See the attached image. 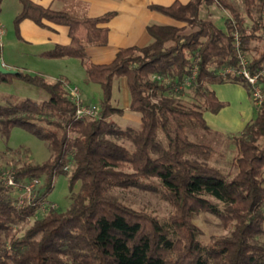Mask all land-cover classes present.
<instances>
[{
	"label": "trees",
	"instance_id": "obj_1",
	"mask_svg": "<svg viewBox=\"0 0 264 264\" xmlns=\"http://www.w3.org/2000/svg\"><path fill=\"white\" fill-rule=\"evenodd\" d=\"M19 1L16 27L27 17L43 26H49L46 20L68 26L70 42L44 54L81 59L88 80L100 85V115H76L71 84L63 77L0 72V80L17 75L48 92L40 101L24 97L0 104V132L7 137L15 125L23 126L51 150L42 162L9 167L20 183L41 180L32 198L3 181L2 172L9 168L0 165V264H264V240L259 238L264 232V101L233 136L237 170L230 177L211 161L216 152L212 140L189 134L190 124L209 129L205 109L217 112L227 104L211 84L240 83L252 96L245 77L235 72L224 77L221 71L239 65L235 32L250 67L264 65V0L151 4L183 24L148 25L153 42L122 46L105 63L94 62L87 47L107 44L105 23L114 11L79 16L34 0ZM205 1L230 11L224 27L199 16ZM119 76L127 78L130 108L141 112L138 127L112 119L124 112L112 104ZM159 131L166 145L157 142ZM59 174L69 177L72 201L65 208L44 209ZM154 179L172 205L165 220L110 192L112 187L146 188L147 180ZM204 210L217 214L227 230L209 243L202 242L203 230L195 222Z\"/></svg>",
	"mask_w": 264,
	"mask_h": 264
},
{
	"label": "crops",
	"instance_id": "obj_2",
	"mask_svg": "<svg viewBox=\"0 0 264 264\" xmlns=\"http://www.w3.org/2000/svg\"><path fill=\"white\" fill-rule=\"evenodd\" d=\"M45 6L55 9H64L79 16H99L108 11L114 15L105 24L109 26V40L105 45H90L87 47L90 58L96 63L110 62L114 59L118 49L122 46H144L154 41L148 31V25L157 24H183L155 8L151 4L169 5L175 0H34ZM187 2L189 0H180ZM19 0H0V20L5 29V41L2 43L1 55L7 67L19 70H28L45 75L49 79L63 77L69 84H77L86 102L99 103L94 99L98 92L94 82L86 77L81 69V59L75 56L49 57L45 51L52 49L57 44L70 42L69 28L67 25L46 20L49 26H43L31 18H24L16 27L14 18L21 10ZM6 24H5V22ZM7 46V49L5 47ZM84 65V64H83ZM85 67V66H84ZM239 93L238 103L221 96L227 101L219 111L214 112V123L217 130L224 136L221 155L230 149L232 135L239 134L245 125L251 121L257 108L247 89L240 83L233 82ZM241 86L243 89H239ZM131 93L127 78H115L112 89V104L122 108V114L115 113L112 119L122 126H139L141 112L130 108ZM207 119V118H206ZM208 122V119H207ZM209 124V122H208ZM210 126V125H209ZM225 135H224V134ZM227 134V135H226ZM217 136L218 133H217ZM229 143V144H227ZM216 149V148H215Z\"/></svg>",
	"mask_w": 264,
	"mask_h": 264
},
{
	"label": "rangeland",
	"instance_id": "obj_3",
	"mask_svg": "<svg viewBox=\"0 0 264 264\" xmlns=\"http://www.w3.org/2000/svg\"><path fill=\"white\" fill-rule=\"evenodd\" d=\"M230 14L231 13L228 9L223 8L215 1L203 2L199 11L200 17L211 18L221 27H224V20L226 16ZM4 41L5 36L3 37L2 43ZM1 48L3 47L1 46ZM5 49H7V46ZM80 65L87 77V71L84 65ZM232 83L233 82L213 83L210 85V87L214 88L221 96H226V98L230 99L234 106L236 103H238L237 98H239V93L237 88H234L235 85ZM94 85L98 89V92L96 93L97 96L94 97V99L98 101V93H100L101 89L99 84L95 83ZM239 89L244 90V88L241 86H239ZM182 96L184 98L186 97L185 99H190L189 96H185L184 94ZM24 97L40 101L48 97V92L44 88L30 83L17 75H12L11 78L7 80H0V104L16 102ZM204 115L208 119L210 125L209 129L205 130L196 124H190L189 134L192 138L202 137L212 140L214 147L216 148V152L211 161L221 166L224 169L226 175L230 177L237 170L236 164H234V155L238 151V146L234 141V135L230 137V149L226 151L225 155H221V148L224 144V136L219 130L216 129L217 126L214 123L215 113L205 109ZM217 133L219 136H217ZM162 137L165 136L162 131H159L157 142L159 143L161 141L162 144L166 145V137L164 138V142L162 141ZM50 154L51 150L47 141L23 126L15 125L7 137L0 132V165L2 167L9 168L15 165L24 164L26 162H42L48 158ZM147 183L148 185L146 188L112 187L110 192L112 194H117L120 198L136 208L145 209L157 214L161 219H167L170 212L172 211V205L167 199L163 197L161 186L157 179L147 180ZM78 187L79 183L76 184L74 190H78ZM71 195L72 190H70L68 175H57L55 178L54 188L49 194V201L54 202L56 206L65 208L72 201ZM262 206L264 210V202ZM195 222L199 224L203 230V233L200 236L203 243H209L213 236L225 233L227 231L223 228L220 218L214 212L206 210L200 211L195 218ZM259 238L264 240V232L259 235Z\"/></svg>",
	"mask_w": 264,
	"mask_h": 264
},
{
	"label": "built area",
	"instance_id": "obj_4",
	"mask_svg": "<svg viewBox=\"0 0 264 264\" xmlns=\"http://www.w3.org/2000/svg\"><path fill=\"white\" fill-rule=\"evenodd\" d=\"M5 34V27L3 22L0 20V44L2 45L3 37ZM236 47L239 55V65L234 67L232 65L226 66L221 73L226 77L227 73L235 72L238 75L245 77L252 85V100L255 107L258 109L264 101V65L252 69L250 67V61L247 55L242 51L240 47L241 39L238 32H235ZM197 68L193 70V75H195ZM191 82V78L185 79V84L188 85ZM70 98L76 103V115L78 117H97L100 115V105L99 103H86L84 101V95L77 84H71L70 87ZM2 179L6 184L12 185L19 188L23 193L27 194L28 197L32 198L34 196V190L39 185V178H32L27 183H20L14 178L13 170L6 169L2 172ZM49 206H56L54 202L46 201L43 204V208Z\"/></svg>",
	"mask_w": 264,
	"mask_h": 264
},
{
	"label": "water",
	"instance_id": "obj_5",
	"mask_svg": "<svg viewBox=\"0 0 264 264\" xmlns=\"http://www.w3.org/2000/svg\"><path fill=\"white\" fill-rule=\"evenodd\" d=\"M20 70L14 67H7L0 57V72L2 73H18Z\"/></svg>",
	"mask_w": 264,
	"mask_h": 264
}]
</instances>
